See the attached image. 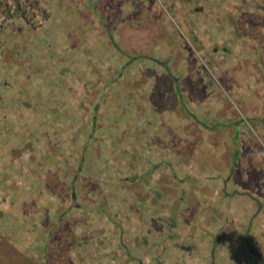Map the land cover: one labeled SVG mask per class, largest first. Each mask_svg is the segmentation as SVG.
Here are the masks:
<instances>
[{
    "label": "rangeland",
    "instance_id": "374dc122",
    "mask_svg": "<svg viewBox=\"0 0 264 264\" xmlns=\"http://www.w3.org/2000/svg\"><path fill=\"white\" fill-rule=\"evenodd\" d=\"M258 249L264 0H0V264Z\"/></svg>",
    "mask_w": 264,
    "mask_h": 264
},
{
    "label": "crops",
    "instance_id": "0c3cea01",
    "mask_svg": "<svg viewBox=\"0 0 264 264\" xmlns=\"http://www.w3.org/2000/svg\"><path fill=\"white\" fill-rule=\"evenodd\" d=\"M178 98H179V95H178ZM178 101H180V98L178 99ZM181 108H182V107H181ZM190 114H192V113H189V112L186 113L185 116H184L183 118H185V119L188 118V119L191 120V119H192V116H191ZM193 117H194V121H196V115H195V114H194ZM194 121H193L192 124H194ZM234 125H235V126H234ZM234 125H233V127H235V129H236V133H235V134H237V130H238V128H239V123L236 122ZM220 126H221V125H220ZM223 126H224V125H223ZM223 126H221V128H224ZM236 139H237V138H236ZM225 148H226V147H225ZM223 150H224V149H223ZM236 154H237V153H236ZM245 192H247V191H245ZM260 208H262V207L260 206ZM238 210H239V208H238ZM261 211H262V210L260 209L259 211H256V213L261 212ZM240 214H243V213L240 212ZM216 218H217V217H216ZM253 219H255V216H254ZM260 221H261V220H260ZM210 222L212 223V221H210ZM253 225H255V224H253ZM248 236H249V235H248ZM249 239H250V238H248V243H249V246H251V245H253V244H252V240L250 239V240H251V241H250ZM252 247H253V246H252ZM249 251H250V250H249ZM255 253H257V254H259V255H261V256H263V254H264V252H262V250H259V249H258L257 251H255Z\"/></svg>",
    "mask_w": 264,
    "mask_h": 264
},
{
    "label": "trees",
    "instance_id": "16d2710c",
    "mask_svg": "<svg viewBox=\"0 0 264 264\" xmlns=\"http://www.w3.org/2000/svg\"><path fill=\"white\" fill-rule=\"evenodd\" d=\"M27 21L28 22H30V23H33L34 24V22H32L31 20H30V18H27ZM207 86H208V88H209V92L210 93H213L215 90H216V88H217V83L215 82V80L213 79V78H210L209 80H208V83H207ZM198 122V121H197ZM201 126H204V124L202 123V125ZM217 127V126H216ZM217 131V130H216ZM140 143L142 144V145H144L143 144V140H141L140 141ZM134 178H137V177H134ZM126 179V178H125ZM218 193V192H217ZM57 244L56 243H54V246H56ZM44 260H46V259H44ZM45 262V261H44Z\"/></svg>",
    "mask_w": 264,
    "mask_h": 264
}]
</instances>
